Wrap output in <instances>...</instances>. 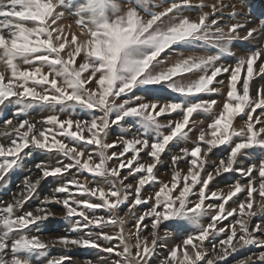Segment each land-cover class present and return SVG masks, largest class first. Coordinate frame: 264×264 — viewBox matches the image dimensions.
Segmentation results:
<instances>
[{
  "label": "snow or ice",
  "instance_id": "obj_1",
  "mask_svg": "<svg viewBox=\"0 0 264 264\" xmlns=\"http://www.w3.org/2000/svg\"><path fill=\"white\" fill-rule=\"evenodd\" d=\"M73 7L78 35L57 23ZM193 10L195 18L186 14ZM241 15L235 0L0 3V64L5 68L0 72V182L21 167V153L29 154L25 150L47 153L56 161L38 163L35 180L26 176L11 202L0 200V264H32L56 245L96 249L109 254L111 264H153L163 239L161 225L196 229L171 246L161 264H221L249 247L260 251L235 264H264V221L252 224L253 217L264 214V155L238 166L241 157L250 155L247 150L264 153V84H254L257 76L264 80V24L248 28L238 19ZM237 41L244 54L235 66L219 64ZM253 43L258 46L246 47ZM174 45H203L205 54H182L165 64L161 54ZM209 46L218 54H207ZM186 73L197 78L183 83ZM225 73L226 80L218 79ZM136 90L157 98L144 100ZM164 93L182 99H165ZM205 94L224 96L223 102L204 99ZM10 106L12 114L2 115ZM37 107L50 113L39 127L24 118ZM78 111L90 119L75 118ZM173 113L178 118L168 119ZM201 113L211 118L206 126L195 119ZM237 118L242 121L238 129ZM125 125L127 138L106 142L113 126ZM189 141L190 148L173 152ZM222 146L228 154L212 160L210 154ZM165 154L171 170L167 182L156 174ZM228 173L241 179L226 184L227 192L210 189ZM49 177L60 182L52 195L25 210L41 180ZM156 184L154 193L146 191ZM229 202L236 207L228 208ZM51 205L61 206L59 218L81 234L59 236L51 243L30 236L33 226L39 231L44 221L57 218ZM96 210L104 215H95ZM109 227L119 232L111 235L105 231ZM71 260L64 255L47 264Z\"/></svg>",
  "mask_w": 264,
  "mask_h": 264
},
{
  "label": "rangeland",
  "instance_id": "obj_2",
  "mask_svg": "<svg viewBox=\"0 0 264 264\" xmlns=\"http://www.w3.org/2000/svg\"><path fill=\"white\" fill-rule=\"evenodd\" d=\"M6 2V0H0V3ZM73 4L81 2V0H71ZM118 2H121L124 4L127 2V0H118ZM194 2H198V0H194ZM161 3V0H153V4H158ZM236 3V8L238 12H241L242 15L238 17V19L248 28H259L261 24H264V0H243V4H241V0H235ZM153 11L156 10H161V9H156L155 7H152ZM75 12V8H70L68 12V16L63 20H61L59 24H62L65 26L66 31L73 32V30H78L79 29L76 27L74 23V17L72 13ZM193 18H195V10L192 12L186 13ZM67 24V25H65ZM68 25H71V29H68ZM28 26H31L29 24ZM257 39H259V35L257 36ZM261 44H264V41H261ZM258 45L255 43L251 45H247L246 47L249 48H254ZM203 45L197 48L193 49H199L202 48ZM180 48L182 45H174L171 49L166 50L165 53L161 54L162 59H166L178 55L177 53L179 52ZM210 50L211 54H218V49H212L210 46L208 48ZM230 52L231 54H224L222 55L220 61L218 62L221 65L224 66H235L236 61L240 58L241 55L244 54V48L240 45V42H233V45L230 46ZM259 63V62H258ZM1 65V64H0ZM3 65V64H2ZM0 66V72H4L5 68L4 65L2 67ZM8 73H6L7 75ZM228 74L225 73L218 79H227ZM186 77V76H185ZM189 77V76H188ZM196 76H193L192 78L189 77L186 79H183L181 81L180 77H175L174 79L181 81L183 83H188L190 82L191 79H196ZM254 84H264V80L260 79L259 76L256 77ZM225 94H226V89H225ZM130 96L132 94H129ZM135 95L141 96L142 99L144 100H153L156 99L157 97L144 92L143 90H136ZM127 98V97H126ZM164 98L165 99H171V100H180L182 99L179 97L177 94H172V93H164ZM204 99H217L218 101L223 102L224 96L216 95V94H205L203 96ZM12 107L10 106L9 109H7L2 115H8L10 116L12 114ZM259 111V110H258ZM50 113L48 111H45L42 108H35L33 110H30L29 114L27 115V118L37 124L39 127L41 122L43 121L44 117L49 115ZM75 118L77 119H90V116L86 112H80L78 111L77 113L74 114ZM177 114L173 113L171 114L168 119H177ZM196 120L202 121L203 124L206 126L207 123L210 122V117H208L207 114L201 113L195 116ZM162 122H164L162 118ZM15 123V120H14ZM242 124V121L240 118H237V120L234 122V126L238 129ZM127 125H125L124 128L116 127L113 126V128L110 130L109 136L107 137V141L111 143L113 140H115L118 136H125L126 138L128 137L127 134ZM0 130H3V124L0 122ZM23 131V130H22ZM142 131V130H141ZM133 132H135V129H133ZM154 135V134H153ZM190 135H193L190 133ZM14 136V134H13ZM3 141V138L0 137V142ZM191 147V142L181 143L178 147L173 148V152H176L179 150L180 147ZM118 151V149H111V151ZM250 155L247 157H241L240 158V164L238 166H247L249 163L252 162H257L259 157L261 155H264L260 149H250L247 150ZM26 153H29L28 155H25V153H21L22 156V162H21V167L15 170H12L6 177L5 182H0V200H3L5 202H11L12 200V194L13 193H19L23 189V181L26 176H31L33 180H35L36 176L38 175V170L36 168V165L38 163H41L42 161L47 163L48 165H55V158L50 157L47 153L37 151L35 149L31 150H25ZM228 154V149L227 146H222L216 150H214V154H210V158L212 160H216L218 162L220 157H224ZM143 155V154H142ZM94 159L98 160V157H94ZM168 159L169 156L168 154H165L163 157L164 163L158 166V171H156V174L158 178L162 181H169L171 177V170L168 166ZM110 164L112 163L111 161L109 162ZM185 166L183 164L180 165V168H184ZM211 171V168L208 169ZM167 173V175L165 174ZM241 178L239 177L238 174L236 173H228L224 174L221 177H218L215 181H213L210 184V189L211 190H224L225 192L228 191V188L225 187L226 184H231L235 180H240ZM131 180V178H130ZM245 181L241 180V183H244ZM60 182L52 177H49L47 179L41 180V183L37 187V190L35 194L32 196V198L24 205L25 210H33L37 206H40L41 201L45 199V197L51 196L52 195V190L59 184ZM258 186V185H257ZM159 184L156 185H151V186H146V191L148 193H154L156 190H158ZM61 197L64 194H59ZM245 198L244 194H240L239 200H243ZM92 199L93 202H95V198H89ZM195 199V197H193ZM236 200V198H234ZM211 202V201H210ZM52 208L54 212L57 214V218L53 219L50 218L47 221H44L39 229H37L33 226L31 231L28 233L30 236L31 235H38L43 241L51 243L54 239H56L59 236L63 235H70V236H75V235H80L81 233L77 232H72L71 226L68 224V222L60 219L63 215V210L61 206L59 205H51L49 206ZM145 206H141V209L143 210ZM228 208L236 207V203L229 202V205L227 206ZM124 211L126 212L127 209L125 208ZM121 215L124 213L121 212ZM95 215L100 216L104 215L103 210H96ZM232 218H229V221H224V224H228ZM264 221V214L257 215L256 217L252 218V224L254 225L255 223ZM203 223L207 222V218H205ZM166 223H182V222H166ZM131 228V223H126L125 225V232H127ZM134 230V229H132ZM105 231H108L109 234L114 235L119 232L118 227H109L108 229H105ZM196 231V229L192 228L191 226H185L182 228H167L164 225H161L159 228V234L163 239L159 242L161 246L158 247L157 250V256L153 257V264H161V261L164 259L165 254L167 253L168 249L171 246L178 245L181 243L183 239L186 238L187 235L193 234ZM223 238V236L218 237V239ZM102 244L107 245V241H101ZM130 243L134 244V240L130 241ZM260 249L256 247H249L241 252L234 254L233 256L228 257L226 262H221V264H235L236 260L241 259L243 257H246L247 255L253 253V252H259ZM69 256L72 258L71 264H88L89 261H91V264H105V261H108V256L109 254L103 253L101 251H98L96 249H86V248H69L65 249L60 245H56L55 247H50L48 250V253L45 257L43 258H37L34 257L32 260V264H47L48 259H53V258H59L60 256ZM180 255V253H178ZM103 258V259H102ZM112 259H116V257L113 255ZM108 264H111V261H108Z\"/></svg>",
  "mask_w": 264,
  "mask_h": 264
},
{
  "label": "bare ground",
  "instance_id": "obj_3",
  "mask_svg": "<svg viewBox=\"0 0 264 264\" xmlns=\"http://www.w3.org/2000/svg\"><path fill=\"white\" fill-rule=\"evenodd\" d=\"M124 3V2H123ZM127 3V2H126ZM125 3V4H126ZM68 16V15H67ZM66 16V17H67ZM64 20V19H63ZM60 22V21H59ZM59 22H57V23H59ZM61 23V22H60ZM59 25H61V24H59ZM65 25H67V24H65ZM80 31V30H79ZM79 31L78 30H73V32H75L77 35L79 34ZM183 47V46H182ZM202 48H204V47H202ZM209 48V47H208ZM178 55H176V56H173V57H170V58H167V60L166 59H164V61H165V64H168L169 62H174L175 60H177V59H180L181 57H182V54H183V56L184 57H187V56H189V55H204L205 54V51L204 50H202L201 48H199V49H193V48H180L179 49V52L177 53ZM207 54H211L210 53V50H208L207 51ZM2 65V64H1ZM0 65V66H1ZM2 67H3V65H2ZM0 69H2V68H0ZM2 72V71H1ZM184 76H186L187 78H189V77H193L194 75L193 74H191V73H186V74H184ZM189 76V77H188Z\"/></svg>",
  "mask_w": 264,
  "mask_h": 264
}]
</instances>
